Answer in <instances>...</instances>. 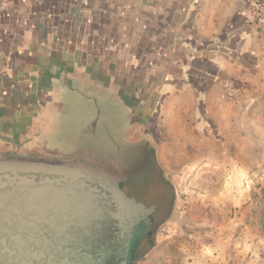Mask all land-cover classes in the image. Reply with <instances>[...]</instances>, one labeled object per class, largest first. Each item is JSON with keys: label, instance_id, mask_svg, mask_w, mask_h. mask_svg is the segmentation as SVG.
I'll list each match as a JSON object with an SVG mask.
<instances>
[{"label": "crops", "instance_id": "crops-1", "mask_svg": "<svg viewBox=\"0 0 264 264\" xmlns=\"http://www.w3.org/2000/svg\"><path fill=\"white\" fill-rule=\"evenodd\" d=\"M252 1L0 0V129L23 124L54 81L101 75L149 113L144 130L157 121L168 142L198 145L200 168L223 160L221 175H258L264 38L248 14ZM232 80L237 103L224 97ZM260 188L240 191L248 197ZM238 205L242 228L232 230L234 216L226 217L228 227L218 226L216 214L185 217L182 224L210 227L174 233L177 248H152L148 257L159 258L138 264H264L260 202L218 198L211 207Z\"/></svg>", "mask_w": 264, "mask_h": 264}, {"label": "water", "instance_id": "water-1", "mask_svg": "<svg viewBox=\"0 0 264 264\" xmlns=\"http://www.w3.org/2000/svg\"><path fill=\"white\" fill-rule=\"evenodd\" d=\"M93 150L70 160L0 155V264H138L148 239L158 243L149 227L166 190L148 203L129 197V152Z\"/></svg>", "mask_w": 264, "mask_h": 264}, {"label": "rangeland", "instance_id": "rangeland-1", "mask_svg": "<svg viewBox=\"0 0 264 264\" xmlns=\"http://www.w3.org/2000/svg\"><path fill=\"white\" fill-rule=\"evenodd\" d=\"M232 82L235 83L234 80H232ZM88 87H92L93 90H99L95 84ZM80 90L81 92H84L85 96L92 98L93 103L94 99H96L94 93H91V95L87 94L91 89L86 88L85 85H82ZM73 97L75 96L71 95L69 92H57V94L53 97V102L62 103V106L60 107V111H56L55 109V112L59 114L58 116L57 114L51 113L48 118V121L50 122L52 119L54 120V126L56 127L53 129L55 132L53 135L54 145L51 147V150L44 155H48L49 158L56 157L61 160H70L73 155L83 153L88 147H92L93 149L96 148L97 150H104L107 153H110L113 146L105 143L102 144L104 135L102 136L101 133H99V138L102 139V142L96 143L98 146H95L87 138H81L80 135L83 132V128L81 126L83 125V121L80 123L75 121L78 119V110L80 106L79 104L77 105V101ZM259 98L260 101L257 104L258 107L256 106V112H260L261 109L264 108V97ZM77 100L80 101L79 98ZM108 100L116 104V111L113 112L120 121L124 122L125 117L127 116L125 109L119 103H116L115 100ZM247 100L248 99L246 98L239 100V102H241V106H243V110L248 104ZM155 122L156 124H153L154 126H152L150 131L154 136V140L156 141V161L163 171L162 173H165L166 179L171 183L169 185L173 186L174 192L172 188L165 187L167 192L168 208L172 204L173 193L176 194L175 208L174 211L170 213L173 217L172 223L165 227L160 233V237L164 238L161 239L163 244L161 246L154 245L151 247L148 243L144 249V259L141 260V263L146 259H151L153 262L155 259L159 258V256L156 255H153V257H148V254L152 248H177L179 245L177 240L172 236L174 233L183 231L185 228L186 229L184 231L186 232L199 233L206 231V229L210 227L209 225L202 224H182L183 221H185L183 220L185 217H202L216 214L220 219V224L218 226L228 227L229 224L228 220H226V217L234 216L236 220L232 224V230L235 229L236 231L238 227L242 228L243 221L240 217L245 215L244 206L240 207L238 205L235 208H231L230 212L225 208H216L215 206L211 207L215 199L218 198L234 199L237 202L249 199L259 201L261 206L259 211L263 217L262 225L264 231V155L259 161L257 167L253 168V172H255L257 169L261 170L258 175H221L219 173L220 171L217 169L218 167L225 166L223 160H217L212 162L211 165H206L204 168H200L201 161L199 158V151L201 149L198 148V145H184L168 142L167 136H164V124L157 121ZM44 123L47 124L49 122ZM79 124H81V126ZM261 124L264 125V121H261ZM257 130L259 131L260 135L264 137V127L259 126V129ZM143 132L144 129L142 125L138 126L135 124L128 130L127 134L130 136V140H136V138ZM2 146H5V144L2 143ZM97 150H93L95 154H97ZM5 154L16 155L14 152L2 153V155ZM214 166L216 167L215 169L212 168ZM157 183L158 182L154 181L152 175L146 178V176L141 172H137L136 176L134 171L130 182L128 185L124 186L123 189L129 197L135 198L139 202L148 203V201L153 200L157 196ZM247 184L252 185V187L257 185L259 188H261L257 192H253L254 195H248V197H246L245 194H242L240 190L245 188ZM167 236H169V238H167Z\"/></svg>", "mask_w": 264, "mask_h": 264}, {"label": "flooded vegetation", "instance_id": "flooded-vegetation-1", "mask_svg": "<svg viewBox=\"0 0 264 264\" xmlns=\"http://www.w3.org/2000/svg\"><path fill=\"white\" fill-rule=\"evenodd\" d=\"M96 85L98 89L93 90L92 87ZM85 85L86 88L91 89L87 94L94 93L96 99L92 103V98L85 96L84 92H81L80 87ZM60 86V88H59ZM115 82L107 80L101 75H80L73 76L70 79L63 81H54V83L45 90L43 97H39L36 102L35 111L32 113L27 111V120L23 124H17L13 122L2 123V129L0 134L2 136V143L5 146H0V155L6 152H14L16 155L28 156L34 153L46 154L51 150L54 145L53 135L54 132V120L48 121L51 113L57 114L56 111H60L62 103H54L53 97L58 93L69 92L79 104L78 121H83V125L79 124L83 128L81 138H87L95 146L96 143L102 142L99 138V133L103 137L102 144H109L115 147V149H121L125 153L129 152L133 163L134 171L137 176V172H141L148 178L153 176L154 181L157 183L156 194H164V189L167 186L164 177L162 176V170L156 161V141L151 131L146 129L137 137L136 140H130L127 136L128 130L135 124L147 125L149 121V113L143 111H137L134 104V97L123 89H114ZM79 98L80 101L77 99ZM115 100L126 111L127 118L125 121H120L115 116L113 111H116V104L110 102ZM29 103V102H27ZM82 104V105H81ZM103 113V114H102ZM81 115V116H80ZM80 116V117H79ZM88 117V118H87ZM44 122H49L45 124ZM73 122V121H72ZM67 124V123H66ZM128 150V151H127ZM166 178V177H165ZM166 187V188H165ZM159 214L154 216L153 224L149 227V232L153 235L161 233L166 227V221H168V215L171 212V206L168 205L164 208V201H158ZM145 228H143V232ZM154 237L148 239V243L151 246L152 242H155Z\"/></svg>", "mask_w": 264, "mask_h": 264}, {"label": "built area", "instance_id": "built-area-1", "mask_svg": "<svg viewBox=\"0 0 264 264\" xmlns=\"http://www.w3.org/2000/svg\"><path fill=\"white\" fill-rule=\"evenodd\" d=\"M248 14L252 25L264 38V0H254L248 5ZM224 97L231 102L238 101V90L235 83L227 81L223 85Z\"/></svg>", "mask_w": 264, "mask_h": 264}, {"label": "trees", "instance_id": "trees-1", "mask_svg": "<svg viewBox=\"0 0 264 264\" xmlns=\"http://www.w3.org/2000/svg\"><path fill=\"white\" fill-rule=\"evenodd\" d=\"M172 205H173V202H172V204H171V207H172ZM166 227H167V225H165ZM151 238V237H150ZM150 238H149V240H150ZM152 241H153V239L150 241L151 243H152ZM150 243V244H151ZM151 247H153V246H151Z\"/></svg>", "mask_w": 264, "mask_h": 264}]
</instances>
